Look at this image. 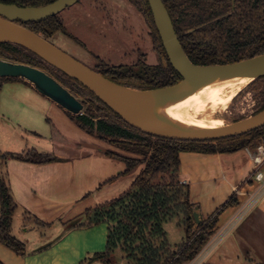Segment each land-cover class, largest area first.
Returning a JSON list of instances; mask_svg holds the SVG:
<instances>
[{
  "label": "trees",
  "instance_id": "16d2710c",
  "mask_svg": "<svg viewBox=\"0 0 264 264\" xmlns=\"http://www.w3.org/2000/svg\"><path fill=\"white\" fill-rule=\"evenodd\" d=\"M55 0H0L21 6H41ZM151 29L156 63L139 52L132 65H112L101 61L93 68L107 78L133 88L153 89L179 83L182 76L170 62L155 25L148 0H133ZM172 18L181 44L190 60L199 65L227 64L264 53V0H163ZM50 40L58 31L66 32L59 14L41 22L23 23ZM77 41H79L77 39ZM0 59L41 68L54 76L84 102L82 114L68 111L69 118L83 131L108 142L125 153L107 150L106 154L126 164L124 171L105 182L140 169L132 185L117 197L87 211L86 225L108 223L106 248L94 256L104 264L123 259L128 264H186L194 259L216 232L219 214L239 203L230 197L214 214L203 218L195 228L188 185L179 176L180 154L234 153L252 145L264 144V126L237 136L217 140L182 141L147 134L127 123L89 88L61 69L48 63L23 45L0 41ZM24 80L2 77L3 81ZM258 112L264 108V76L249 85ZM32 163L58 160L53 154L31 149L25 154H9ZM0 242L18 254L26 244L12 233L17 208L5 175L0 176ZM177 218L185 230V240L176 248L170 242L165 223Z\"/></svg>",
  "mask_w": 264,
  "mask_h": 264
},
{
  "label": "crops",
  "instance_id": "0c3cea01",
  "mask_svg": "<svg viewBox=\"0 0 264 264\" xmlns=\"http://www.w3.org/2000/svg\"><path fill=\"white\" fill-rule=\"evenodd\" d=\"M0 99L8 108V111L4 110V104L1 102L0 114L5 125L13 128L14 132L20 129L42 138H52L53 129L39 122L43 119L54 123L53 127L56 126L60 131L67 129L79 137H85L90 146L104 144L101 147L103 149H100L103 154L93 158L94 165L80 172H76L75 169L78 168L75 165L72 171V165L63 160L32 163L8 154L3 155L5 158L3 173L17 204L12 229L16 225V214L23 206L24 213H30V218L31 215L34 218V223L29 220L26 228L23 229L24 237L35 229L40 230V226L43 228L47 226L48 230L55 228L57 236L44 240L32 251L26 245L25 254H18L0 242V263L94 264L100 262L101 260L94 254L103 252L106 248L108 223L102 221L98 224L86 225L87 216L85 221L75 219L85 215L90 208L97 207L128 189L134 181L133 178L130 179L134 172L106 183V180L126 168L123 161L106 154L107 150L114 151L112 145L80 129L69 118L64 108L42 95L27 80L3 81L0 87ZM87 159L91 160V158ZM180 159V179L188 185L190 199L198 204L204 218L214 214L232 196H235L239 202L242 201L245 194L254 187L252 178L254 161L245 149L234 153L214 154L185 151L181 152ZM83 161H79L77 166L84 168ZM139 171L140 169L135 172L139 174ZM130 181H132L131 185L120 194L115 192L119 184ZM216 183L218 186L213 185ZM92 188L95 189V193L91 195L89 190ZM236 206L237 204L229 206L219 214L215 233L220 232L227 225L235 213ZM182 230L185 238L184 228ZM41 234L46 235L44 231ZM204 264H264V199L223 238Z\"/></svg>",
  "mask_w": 264,
  "mask_h": 264
},
{
  "label": "water",
  "instance_id": "95a60500",
  "mask_svg": "<svg viewBox=\"0 0 264 264\" xmlns=\"http://www.w3.org/2000/svg\"><path fill=\"white\" fill-rule=\"evenodd\" d=\"M79 0H55L41 6H21L0 2V28L11 35L0 39L25 46L48 63L61 69L72 78L93 91L99 99L119 114L127 123L137 129L167 139L182 141H206L232 137L251 132L264 126V108L252 116L228 123L225 126L206 130H178L157 121L138 101L140 92L179 87L189 76H242L254 75V79L264 76V53L227 64L199 65L193 63L185 52L176 32L172 18L163 0H148L155 25L171 64L181 74L182 80L171 86L138 89L119 84L82 61L63 51L43 35L36 33L23 23L41 22L61 13ZM22 78L45 97L54 101L66 111L79 115L84 111V102L70 89L45 70L25 63L0 59V78ZM250 82V83H251ZM195 228L203 220L200 207L193 210ZM1 264V263H0Z\"/></svg>",
  "mask_w": 264,
  "mask_h": 264
},
{
  "label": "rangeland",
  "instance_id": "374dc122",
  "mask_svg": "<svg viewBox=\"0 0 264 264\" xmlns=\"http://www.w3.org/2000/svg\"><path fill=\"white\" fill-rule=\"evenodd\" d=\"M60 15L65 21L66 32L58 31L50 41L91 68L100 65L101 61L109 62L112 65H132L138 60L140 51L147 53L149 63L152 64L157 62L150 26L139 6L134 3L133 0H79L72 6L64 9ZM77 39L79 41H77ZM253 79L244 82L238 89L235 90L234 88L230 92L229 96L232 98V101L227 107L217 113V116H220V127L252 116L255 113L257 103L253 93L249 90L250 82ZM1 102L4 104V110L8 111L2 99H0V103ZM1 112L0 109V113ZM38 121L37 119V122ZM39 122H41L42 125L45 124L47 128L53 129L52 138H42L23 130L21 131L20 129L14 132L13 128H9L5 125L3 117L0 114L1 176L5 175V173H3L5 172V158L3 155H9L10 153L24 154L31 148H36L40 152L44 151L55 155L58 157L56 161L63 160L64 162L70 163L72 165V171L73 168H75L73 165H75L76 168H78L75 169L76 172L90 168L94 165L95 159L93 158H97L98 155L103 154L100 149H103L101 147H103L104 144H102L103 146H90L83 136L79 137V135H75L67 129L60 131L56 129V126L53 127L54 123L46 122L43 119ZM75 128L81 131L79 128ZM249 147L255 150L258 146L255 148L250 145ZM112 148L114 151L125 153L114 145H112ZM87 158H91V160ZM79 161H83V165L85 164L84 168L77 166ZM137 175L138 173L134 172L130 176V179L133 178L135 180ZM131 182L132 181H130V183L126 182L122 185L119 184L117 186L118 190L115 192L120 194L131 185ZM213 185L218 186L217 183ZM222 185H224V183ZM221 189H223V187H221ZM89 192L92 195L95 193V189L92 188ZM95 209L96 207H93L90 208L89 211H94ZM24 210V207L21 206L20 210L17 212V221L16 225H14L15 228L13 227L14 231L12 229V233L19 240L28 245L31 251L36 245L42 244L44 240H50L54 236H57L55 228L48 230L47 226L46 228L40 226V230L35 229L27 233L26 237H24L22 231L26 228L25 226L28 224V221L31 220V222L34 223L33 216L31 215L30 218V213H24ZM75 220L85 221L86 214ZM180 225L177 218L164 225L168 238L174 248L185 240L183 228ZM43 231L46 235L41 234ZM181 236H183L184 239ZM114 262L128 263L126 260L122 261V259L119 258L117 261L115 259ZM94 264L104 263L97 261Z\"/></svg>",
  "mask_w": 264,
  "mask_h": 264
},
{
  "label": "bare ground",
  "instance_id": "6f19581e",
  "mask_svg": "<svg viewBox=\"0 0 264 264\" xmlns=\"http://www.w3.org/2000/svg\"><path fill=\"white\" fill-rule=\"evenodd\" d=\"M11 33L0 28V39ZM254 75L189 76L179 87L140 92L139 105L161 124L178 130H206L220 127L221 110L229 105L230 92Z\"/></svg>",
  "mask_w": 264,
  "mask_h": 264
},
{
  "label": "built area",
  "instance_id": "2783aa9c",
  "mask_svg": "<svg viewBox=\"0 0 264 264\" xmlns=\"http://www.w3.org/2000/svg\"><path fill=\"white\" fill-rule=\"evenodd\" d=\"M245 150L254 161L252 171L253 189L247 192L245 198L237 204L235 213L227 225L220 232L214 233L197 256L186 264H204L208 256L217 248L223 238L231 233L264 199V144L259 145L255 150L250 149V147H246Z\"/></svg>",
  "mask_w": 264,
  "mask_h": 264
}]
</instances>
